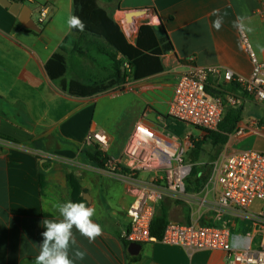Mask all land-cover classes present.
<instances>
[{"label": "crops", "instance_id": "0c3cea01", "mask_svg": "<svg viewBox=\"0 0 264 264\" xmlns=\"http://www.w3.org/2000/svg\"><path fill=\"white\" fill-rule=\"evenodd\" d=\"M95 1L129 44L135 43L140 26L150 25L158 36L163 31L167 34L173 50L161 57L159 73L129 78L91 97H74L67 91L72 81L90 85L108 80V56L113 54L101 37L67 27V18L75 12V0H34L29 7L39 32L25 29L0 5V264H35L46 230L42 221L60 219L54 205L69 200L94 207L93 220L103 228L92 243L73 229L77 244L70 248V258L75 260L77 249L86 253L75 264H227L225 251L189 254L161 242L139 244L136 254L129 253V244L121 239L120 232L127 226L126 210L133 190L98 173L99 166L87 156L96 147L86 145L85 138L90 131L103 130L110 142L106 158L120 160L135 125L166 130L174 86L193 67L217 66L248 77L251 65L234 22L244 17L252 31L243 33L257 59L264 62V18L260 15L264 0ZM39 6L47 11L42 24L37 22ZM214 9L223 17L219 30L213 27L217 19L212 15ZM134 10L147 12L128 24L124 14ZM54 54L63 55L66 61L65 89L45 70ZM206 89L224 103L235 100L236 106L225 111L237 110L239 120L234 130H244L240 137L231 136L233 130L220 149L204 144L212 148L214 156L206 165L211 168L220 155L264 151V104L235 83L210 78ZM111 92L118 95L111 97ZM39 153L51 159L38 158ZM188 153L186 161L191 163ZM198 162L191 164L200 172L206 165L198 166ZM186 193L190 201L167 198L158 205L157 213L165 205L168 222L187 224L203 202L200 224L226 226L234 235L249 233V222L239 218L235 208L223 214L212 209L216 195L206 197L204 186Z\"/></svg>", "mask_w": 264, "mask_h": 264}, {"label": "built area", "instance_id": "2783aa9c", "mask_svg": "<svg viewBox=\"0 0 264 264\" xmlns=\"http://www.w3.org/2000/svg\"><path fill=\"white\" fill-rule=\"evenodd\" d=\"M31 6L34 0H20ZM264 18V11L260 12ZM47 19L45 7L39 6L37 22ZM241 44L251 65L248 77L234 74L221 67H193L181 75L173 89L168 116L193 128L217 131L226 107H235L233 99L225 103L206 89L208 80L235 83L242 91L264 104V62L253 52L248 38L240 32ZM125 68L128 66L125 64ZM243 129H236L231 136H243ZM85 144L95 146L103 155L99 174L130 186L133 200L126 210L127 226L120 237L127 244L161 242L178 246L189 254L197 251L222 250L227 253V264H264V151H244L234 155H220L211 164L210 176L204 185L206 197L216 195L212 209L218 214L235 208L238 217L250 224L246 235H234L226 227L202 225L198 222L201 211L193 212L187 224L168 222L162 238L150 235V226L157 214L158 205L165 199L190 201L186 181L192 164L186 155L192 142L185 135L177 137L164 130H155L145 124L134 126L120 160L106 158L109 138L101 129L90 131ZM38 158L50 160L47 154ZM195 215V216H194Z\"/></svg>", "mask_w": 264, "mask_h": 264}, {"label": "trees", "instance_id": "16d2710c", "mask_svg": "<svg viewBox=\"0 0 264 264\" xmlns=\"http://www.w3.org/2000/svg\"><path fill=\"white\" fill-rule=\"evenodd\" d=\"M75 16H78L86 25L82 32L90 33L101 37L112 49L113 54L109 55L110 76L106 82H95L83 84L72 81L68 86V93L71 96L87 98L104 92L114 86L124 84L129 78L140 79L162 71L161 57L173 50L169 37L163 31L158 36L157 30L150 25H142L137 31V38L133 45L129 44L113 20L98 7L95 0H75ZM76 32H81L74 29ZM128 66V69L124 65ZM48 77L52 81L59 82V86L65 89L62 81L66 72V61L63 55L54 54L45 65ZM210 92V91H208ZM239 120L237 110H227L217 131H208L196 128L203 135L200 140L193 142V147L188 153V159L196 164L202 153L203 145L211 144L220 149L227 142L228 134L236 127ZM187 124L168 119L166 121V132L177 137H183ZM87 156L99 167L103 165V155L95 148L87 153ZM212 157L211 160H213ZM210 176V165L204 166L202 171L192 168L190 177L186 181L187 192L199 191L208 181ZM40 185L41 176L39 175ZM168 223V210L165 205L161 206L150 226V235L160 240L164 228Z\"/></svg>", "mask_w": 264, "mask_h": 264}, {"label": "clouds", "instance_id": "9594fccd", "mask_svg": "<svg viewBox=\"0 0 264 264\" xmlns=\"http://www.w3.org/2000/svg\"><path fill=\"white\" fill-rule=\"evenodd\" d=\"M218 14L219 9H214L212 15L217 16V19L214 21L213 27L217 30L221 28L223 23V17ZM66 23L69 29H77L81 32L86 27L85 23L75 15H70ZM234 27L240 32L252 31L245 24L244 17H237ZM54 207L59 211L61 218L42 221L46 230L42 233L43 241L40 244V251L35 259V264H75V260H83L86 253L77 249L74 254L75 260L70 258V248L77 244L73 229L75 228L80 235L92 243L102 235L103 228L93 220L96 209L84 202L69 200L64 203H57Z\"/></svg>", "mask_w": 264, "mask_h": 264}, {"label": "water", "instance_id": "95a60500", "mask_svg": "<svg viewBox=\"0 0 264 264\" xmlns=\"http://www.w3.org/2000/svg\"><path fill=\"white\" fill-rule=\"evenodd\" d=\"M0 5L7 9L11 14L17 17L18 22L27 30L39 32L35 22L32 19V9L27 5L21 3H13L8 0H0ZM146 10H134L124 14L125 21L130 24L135 18L146 14ZM140 249L138 244H129L128 252L136 254Z\"/></svg>", "mask_w": 264, "mask_h": 264}, {"label": "rangeland", "instance_id": "374dc122", "mask_svg": "<svg viewBox=\"0 0 264 264\" xmlns=\"http://www.w3.org/2000/svg\"><path fill=\"white\" fill-rule=\"evenodd\" d=\"M32 8L34 11V6ZM33 18L36 19L35 14H33ZM110 95L111 97H116L118 95V92H111ZM185 135L189 138L192 144L193 142L200 140V136H201L200 133L196 129L191 128V127H188V130L185 133ZM202 149H203V153H202V157L200 158V161L198 162V166H204L206 164H209L211 162L212 157H214L212 148H210L209 145L202 147Z\"/></svg>", "mask_w": 264, "mask_h": 264}]
</instances>
